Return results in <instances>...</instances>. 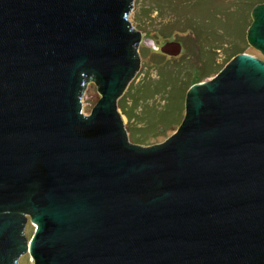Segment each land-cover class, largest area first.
<instances>
[{"label":"water","instance_id":"water-1","mask_svg":"<svg viewBox=\"0 0 264 264\" xmlns=\"http://www.w3.org/2000/svg\"><path fill=\"white\" fill-rule=\"evenodd\" d=\"M133 6L0 0V264H264V61L239 54L190 88L175 135L133 144L118 107L142 64ZM253 16L264 54V3Z\"/></svg>","mask_w":264,"mask_h":264},{"label":"rangeland","instance_id":"rangeland-1","mask_svg":"<svg viewBox=\"0 0 264 264\" xmlns=\"http://www.w3.org/2000/svg\"><path fill=\"white\" fill-rule=\"evenodd\" d=\"M206 1V0H205ZM207 1H213V0H207ZM227 3H229L232 0H226ZM234 2H230L231 5H235L236 7L241 4V0H233ZM134 6L131 8L134 25L135 28L141 33V41L138 45V51L140 54V58L142 61V64L140 65L139 69L133 76L130 78V85L125 88L122 96L119 100H124L125 107L127 110H129L130 113L135 114L137 117H139L141 114L144 115L145 110H152L156 108L161 112L163 108L165 107L166 103H169V108L174 109L172 111V116L169 118L170 122H172V128L168 131H164L162 128L159 130V135L157 137L151 138L149 144L147 145H140L143 147H152L154 145L163 144L166 142L169 138H171L173 135H175L180 126L182 125L185 117H186V100L187 96L186 93L183 97V100L180 98V96L183 93L182 87L179 85H175V87L172 90V85H168L165 88V91L169 92H163V91H149L148 86H153L156 84V81L159 80L158 76V70L160 65H158L159 62H167L172 67V69L178 68V64H180L181 61H186L183 63V70L182 73L175 76L177 83L185 80L190 75V69L191 67L195 66L202 70L203 68V59L199 58V52L200 50L198 48H193L189 50L192 38L191 35L193 32L190 30L183 35L184 39L178 40L183 43L182 45V51L179 54H172V53H166L164 51H161V48L164 47L166 44L170 42H178L175 38V36H172L170 41H166L162 36L158 35V33H161V30L168 31L169 24L172 23L175 19V14L171 8V6H168V2L166 0L158 1V0H133ZM159 6V7H158ZM254 19V16H253ZM244 22L240 23L238 27H240V30H242L244 27ZM249 23L247 22V26ZM167 28V29H166ZM251 26L247 29L246 33L248 35L249 30ZM175 30V29H172ZM147 32L149 33L148 36H146ZM176 33V32H175ZM185 36H189L188 39ZM152 38L157 42L158 44V52L164 53L165 55H155L152 53L153 49L156 48L155 42L152 41ZM167 42V43H166ZM179 43V42H178ZM216 45H223L225 48H218L219 51H217V58L216 63L217 66H220V72L225 69V67L236 57L229 58L230 54H232V50L234 46H238L242 54H247L253 57H256L258 59H261L264 61V54L253 47L249 40L248 36L247 39H244L240 36H226L224 37V40L222 42H215ZM218 47V46H217ZM232 51V52H231ZM189 53V55H187ZM166 64V63H165ZM193 81L192 86L197 84H205L211 80H213L217 75H212L211 77H202L203 73L202 71H193ZM179 86V88H178ZM183 86V85H182ZM133 90V91H132ZM140 90H146L144 91L146 94L144 98L145 101L141 102V105H136V92L138 93ZM149 91V92H148ZM129 97V95L131 94ZM142 92V91H140ZM134 96V100H133ZM102 98V94L98 91V86L94 81H90L87 83L86 88L84 90V93L81 98V112L85 116H90L92 114L93 108L99 103V101ZM184 101V103H183ZM119 102V101H118ZM182 103H183V111L182 110ZM119 107V112L122 114L124 118L125 128L128 133V140L129 142L134 143L131 140V134L130 129L138 128L135 121H130L128 117L125 115L123 110ZM179 110V112H177ZM145 116V115H144ZM165 129V127H163ZM24 217L27 218L26 223L23 228V234L26 239L27 245L30 243L35 230L36 225L31 222V215L30 214H24ZM17 263L19 264H35V260L30 254L29 250H26L24 254L19 256L17 258Z\"/></svg>","mask_w":264,"mask_h":264},{"label":"trees","instance_id":"trees-1","mask_svg":"<svg viewBox=\"0 0 264 264\" xmlns=\"http://www.w3.org/2000/svg\"><path fill=\"white\" fill-rule=\"evenodd\" d=\"M162 1V0H158ZM168 2V6H171L174 14L175 19L172 23H170L169 30H161V33L158 35L162 36L167 42L170 41L172 36H175L176 40L184 39V33L188 32L189 30L193 32L191 35L193 36L191 49L198 48L199 58L203 59V68L202 70L193 66L190 69V75L185 80L177 83L175 78L176 75L182 73L183 70V63L186 61H181L178 64V68L172 69L170 64L166 61L159 62L158 76L159 80L156 81V84L153 86H148L149 91H165L166 86L172 85V90L175 85H179L182 87L183 93L180 98L183 100V97L190 88L192 87L193 81V71H202V77H211L212 75H217L220 73V66H217L216 58H217V51L218 48L223 47V45H216L215 42H222L224 37L226 36H240L244 39H247V29L252 26L254 19H253V12L254 9L264 3V0H241V4L239 6L231 5L230 2H234L233 0L227 3L226 0H213V1H205V0H166ZM159 7V6H158ZM244 22L243 29L240 30L238 25ZM247 22L249 25L247 26ZM167 29V28H166ZM175 29V30H172ZM176 32V33H175ZM149 33L147 32L146 36ZM188 37L189 36H185ZM177 40V41H178ZM152 41L155 40L152 38ZM166 42V43H167ZM181 45L182 42L178 41ZM156 48L153 49L152 53L155 55H165L163 52H158V44L155 42ZM218 46V47H217ZM225 49V48H224ZM162 51V50H161ZM233 51V52H232ZM232 54H230L229 58L232 56H238L242 54L238 46H234L232 50ZM189 55V53L187 54ZM166 63V64H165ZM183 85V86H182ZM178 86V88H179ZM169 87V86H168ZM133 91V90H132ZM142 91V92H140ZM138 93L136 92V105L140 106L141 102L145 101L144 98L146 90H140ZM148 91V92H149ZM169 92V91H165ZM131 94L129 95V97ZM144 95V96H143ZM147 95V94H146ZM134 100V96H133ZM170 103V102H169ZM169 103L167 102L165 107L161 112L154 108L152 112L150 110H145L144 115L141 114L137 117L135 114L130 113L129 110L125 107L124 100H119L118 106L123 110L125 115L128 117L130 121H135L138 128L130 129L131 140L140 145H147L150 142L151 138L157 137L159 135V130L162 128L164 131H168L172 128V122H170L169 118L172 116V111L174 109L169 108ZM184 103V101H183ZM183 103H182V112L183 111ZM179 112V110H177ZM165 127V129L163 128Z\"/></svg>","mask_w":264,"mask_h":264}]
</instances>
